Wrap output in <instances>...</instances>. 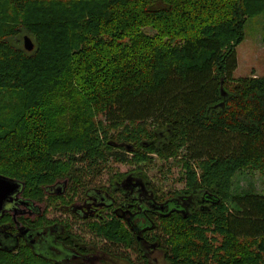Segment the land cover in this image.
Listing matches in <instances>:
<instances>
[{
  "label": "trees",
  "instance_id": "16d2710c",
  "mask_svg": "<svg viewBox=\"0 0 264 264\" xmlns=\"http://www.w3.org/2000/svg\"><path fill=\"white\" fill-rule=\"evenodd\" d=\"M256 17L264 0H0V174L39 200L59 179L87 185L115 163L141 170L158 157L167 173L181 167L183 192L220 203L159 217L152 249L169 264H264V194H232L237 172L264 176V76L234 77ZM22 35L34 50L12 42ZM105 218L78 235L154 264ZM173 223L186 231L176 237ZM0 264L57 263L23 247L0 249Z\"/></svg>",
  "mask_w": 264,
  "mask_h": 264
},
{
  "label": "flooded vegetation",
  "instance_id": "af4514ba",
  "mask_svg": "<svg viewBox=\"0 0 264 264\" xmlns=\"http://www.w3.org/2000/svg\"><path fill=\"white\" fill-rule=\"evenodd\" d=\"M114 145L128 149L124 143ZM112 167L119 170L112 173L106 169L96 183L71 186L70 180L65 178L56 181L66 182L63 190L44 187L49 201L45 196L37 200L20 193L17 201L9 204L8 210L0 216V249L16 251L27 247L57 264L123 261L116 251L105 248L92 235L80 237L77 231L85 222L114 217L124 228L128 226L140 245L145 246V253L152 257L158 250L152 249L145 235L154 229L159 217L172 211L171 214L187 218L191 210L210 211L213 205L220 203L211 193L200 192L199 197H192L183 189L171 191L165 197L145 169L121 170L122 165L117 163ZM59 197L63 200H58ZM55 200L60 203V210L49 217V204Z\"/></svg>",
  "mask_w": 264,
  "mask_h": 264
},
{
  "label": "rangeland",
  "instance_id": "374dc122",
  "mask_svg": "<svg viewBox=\"0 0 264 264\" xmlns=\"http://www.w3.org/2000/svg\"><path fill=\"white\" fill-rule=\"evenodd\" d=\"M144 30L149 34H154L156 32V30H154L152 27H147ZM12 42L20 47H24L23 35L19 39L13 38ZM237 54L238 68L234 73V77L236 79L251 75L258 77L264 76V20L262 17L251 18L248 21L246 26V38L237 47ZM99 117L102 116L99 115L97 118ZM154 158L155 159L153 163L144 165L142 167L148 172L150 175L149 178L152 179L155 186L160 189V194L164 195L170 193L171 191L183 189L185 187V183L179 180L182 173L181 167L172 165L170 172L167 173L166 170L168 168V164H165V166L162 167V160L158 157ZM120 168L121 170H129L131 167L122 166ZM105 178L106 176H104V180ZM246 193L263 195L264 176L257 171L254 172L246 170L237 172L233 177L232 194L244 195ZM45 197L47 198V201H49L47 195ZM230 207L234 210L236 209V206L232 204H230ZM55 213L56 211L54 210H48L49 217L55 216L57 214ZM186 229L187 226H185L183 223H173V226L171 227V231L176 233L175 236L179 233L182 234V232H185ZM152 258L156 259L154 264H169L160 251H157L154 255H152ZM111 264L129 263L125 261H115Z\"/></svg>",
  "mask_w": 264,
  "mask_h": 264
},
{
  "label": "water",
  "instance_id": "95a60500",
  "mask_svg": "<svg viewBox=\"0 0 264 264\" xmlns=\"http://www.w3.org/2000/svg\"><path fill=\"white\" fill-rule=\"evenodd\" d=\"M24 46L27 51H32L35 48V43L29 35L24 36ZM223 96H226V93L223 92ZM224 103H222L223 105ZM128 148H131L130 145H127ZM66 185V182H58L52 185H49V189L60 188L64 189L63 187ZM25 184L20 180L10 178L8 176H4L0 174V216L4 215L5 212L8 210V205L14 203L18 199V195L23 192ZM168 201L163 203L164 205L167 204ZM172 211H169L171 214ZM166 214V215H169ZM145 248V246H144Z\"/></svg>",
  "mask_w": 264,
  "mask_h": 264
}]
</instances>
